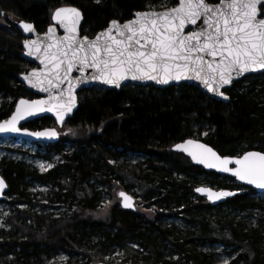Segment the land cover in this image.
I'll return each mask as SVG.
<instances>
[{
    "label": "trees",
    "instance_id": "trees-1",
    "mask_svg": "<svg viewBox=\"0 0 264 264\" xmlns=\"http://www.w3.org/2000/svg\"><path fill=\"white\" fill-rule=\"evenodd\" d=\"M163 2L0 0V16L5 19L0 25V121L10 116L18 99L35 97L17 79L33 67L21 57L19 21L32 23L43 33L55 9L72 6L83 17L80 34L91 38L112 20L122 23L135 12L147 11L148 4L163 10ZM226 94L227 102L213 100L188 85L79 92L78 108L61 128L59 142L45 145L47 152L61 155V164L40 173L0 160V175L8 184L6 194L12 197L13 208L0 228V264H55L50 259L59 254L68 257L60 264L109 263L106 257L115 248L126 256L120 264H214L215 254L204 249L213 243L239 249L229 264H264V201L254 198V190L206 172L171 151L175 143L194 138L221 156L264 152V73L237 80ZM50 126L49 117L26 125L33 130ZM65 143L73 148L63 153ZM127 151L143 160L135 165L122 162ZM112 176L132 179L134 187L164 211L145 218L118 206L99 208L94 182L107 183ZM32 182L49 187V192L33 193ZM202 184L243 191L212 207L194 194ZM65 202L67 212L48 211ZM254 211L259 217L253 225L231 216ZM160 214H181L185 227L161 223Z\"/></svg>",
    "mask_w": 264,
    "mask_h": 264
},
{
    "label": "snow or ice",
    "instance_id": "snow-or-ice-1",
    "mask_svg": "<svg viewBox=\"0 0 264 264\" xmlns=\"http://www.w3.org/2000/svg\"><path fill=\"white\" fill-rule=\"evenodd\" d=\"M161 7L163 11H156V5L148 4L147 11L135 12L127 22L112 20L107 29L91 40L79 35L82 14L77 8L56 9L52 19L64 29L65 35L55 38V29L50 27L51 43L24 42L27 54L35 52L44 68L34 69L23 78L31 87L48 92V98L21 99L11 117L0 123V133L20 132L17 127L20 121L41 112H54L56 119L63 123L65 115L76 106L74 89L85 79L115 88H120L125 81L168 85L194 80L209 93L227 100L221 88L246 73L264 72V0H218V3L177 0L174 6L165 0ZM189 26L192 27L186 32ZM20 27L26 33L34 31L30 23L21 22ZM73 72H78L80 78L74 81ZM65 82L67 89L62 87ZM25 134L49 138L57 135L55 130ZM175 149L187 153L196 164L230 173L237 180L264 190L262 152L221 157L196 140L177 144ZM4 187L0 179V193ZM196 191L209 199L234 195L205 187ZM118 195L124 208L134 207L133 197L123 191Z\"/></svg>",
    "mask_w": 264,
    "mask_h": 264
},
{
    "label": "rangeland",
    "instance_id": "rangeland-1",
    "mask_svg": "<svg viewBox=\"0 0 264 264\" xmlns=\"http://www.w3.org/2000/svg\"><path fill=\"white\" fill-rule=\"evenodd\" d=\"M4 23H5V19H3L2 16H0V25H3ZM61 128H58L60 136H62V133L60 132ZM61 147L64 153L65 151L72 150L73 145H71L70 143H65ZM2 159L21 163L26 167H28L29 169L35 170L40 173H45L50 169H52L57 164H61L64 161V159L61 157L60 154L55 153V155H53L47 152L45 148V144L33 143L31 141L17 139V138H0V160ZM120 160L124 163H129V164L131 163L135 165L140 161H142L143 159L141 155L127 151L126 154L123 156V158H121ZM41 166H43L45 170H42ZM122 177L113 179L112 176L111 181L107 183L99 184L97 183V181L94 182V189H96L100 193L99 199L97 201V205L99 208H101L104 211L114 206H118L120 208V200L117 197V193L119 191L124 190L135 199L134 202L135 212L138 213L139 215H142V217L146 218V217H150L151 215H156V214L158 215V212L162 213L164 211L163 210L164 208L162 209L158 208V204L156 205L152 204L154 199H148L149 197L148 196L146 197L142 190H139L136 187H134L135 185L132 179H130V181H127V180H123ZM201 186L210 187L204 184H202ZM210 188L214 190H222L215 187H210ZM30 190L33 193H43V195L45 196L49 192V187L39 184L37 182H32L30 184ZM234 190L239 191L237 189ZM254 198L259 201L260 200L264 201V195L258 193L257 195H255ZM11 200L12 197L5 194V199L0 201V228H3L5 226L6 216L13 209L10 206ZM203 200L205 199L203 198ZM67 204H68L67 202L55 204V209H50L48 211L50 212L55 211V213L60 211L67 212L68 209ZM258 215L259 214L257 211L248 214L231 213V216H235L236 219L243 218V220L248 221V223H250L251 225L256 223V220L259 217ZM160 217H161L160 219L161 223L165 225H175L176 227L179 228L185 227V221L183 220V218H181L182 217L181 214L172 217H164L163 215H161ZM204 249L206 251H210L215 254L214 264H224L225 261H229L230 259L234 258L237 255V251L239 250L238 248L234 249L232 247L223 246L220 243L207 244L204 247ZM113 251H114L113 253L111 251L108 257H106V260L110 261L109 262L110 264H120L119 262L126 257L125 253L123 252V250L118 248H115ZM61 257H64L66 259L62 260ZM67 258L68 257L65 254H59L55 258L50 259V261L55 264H60L62 262H65ZM124 264H131V263L127 261Z\"/></svg>",
    "mask_w": 264,
    "mask_h": 264
},
{
    "label": "water",
    "instance_id": "water-1",
    "mask_svg": "<svg viewBox=\"0 0 264 264\" xmlns=\"http://www.w3.org/2000/svg\"><path fill=\"white\" fill-rule=\"evenodd\" d=\"M175 1L177 2V0H175ZM61 7H72V6H61ZM61 7H59V8H61ZM163 10H157V11H163ZM54 11H53V13H54ZM53 13L51 15V23L47 26L46 30L43 33H39L38 31H36V29L34 28V25L32 23H30V22L19 21L17 23V25H16L17 29L19 30V32L21 33V35L23 37V40H22V43H21L22 44L21 57L25 61H27L28 63H30L31 65H33V67L31 69H29L27 72H24V73L19 74L18 77H17V79L24 86V88L27 91L32 92L35 97L33 99H27V98H20V99H18L17 102L15 103L13 112L10 114V116L7 119H9L11 117V115L15 112L16 107H17V105H18V103H19V101L21 99L32 101V100H46L48 98V95H49L48 92H41V91H39L38 88L31 87L29 85V83L27 81H25L24 78H23L25 75H28L29 73H31L34 69L35 70H42L44 68V66L42 64H40V61L38 59H36V53L35 52L32 55H28L27 54L28 53V49L25 48L24 42H25V40H29V41L36 40L38 42H43L45 44L51 43L52 41L49 39V36L51 34L48 31L50 27L55 29V38L63 37L65 35L64 29L59 24H56L55 21H53V19H52ZM133 16H134V14H133ZM131 19H133V17ZM131 19H129V20H131ZM129 20H127V21H129ZM82 21H83V17H82V19L80 21V24L78 26V32H79V35L81 37H83L80 34V27H81ZM127 21H124V22H127ZM21 22H25V23L32 24L33 25V28H34V31L33 32H27L26 33L20 27ZM124 22H122V23H124ZM109 25H110V23L108 24L107 28L109 27ZM191 27L192 26H189L188 28L185 29V31L187 32ZM100 32H102V31H100ZM100 32H98V33H100ZM95 36H93L91 38L88 37V38L91 40V39H94ZM90 72H91V70H89V73ZM262 73H264V72L246 73L243 76H240L239 78L233 79V81L231 82V84L225 85L223 88H221V91L224 93V95H226L228 97V95L226 94V91L231 87V85L234 82H236L237 80H240L241 78H243L245 76L257 75V74H262ZM72 78H73L74 81L76 79H79L80 78L79 73L78 72H73L72 73ZM134 85H138V86H142V87H145V86H153L154 88H167V87H170V86L188 85V86H193V87L198 88L204 94H206L210 99L218 100V101H222V102H227L229 100V97H228L227 100H225L221 96H216L213 93H209L206 90L205 87H203L199 82L194 81V80H192V81L171 82L168 85H158V84H156L153 81H125V82L122 83V86L120 88H115V87L110 86V85H104V84L100 83L99 81H89V80L85 79L84 82H81V83L77 84V86L75 87L74 92H73V95H75V97H76V106L72 109V111L70 113H67L65 115V118H64L63 123L59 122L56 119V115H55L54 112H41V113L36 114L35 116H31V117L26 118L25 120L20 121L19 124L17 125V127L21 129L20 132L0 133V138H17V139H23V140L31 141L33 143H41V144H45V145L58 143L59 142V139H60V133L58 131V128H61L62 126H64L66 124L67 120L70 119L72 117V115L75 113V111L77 110V108H78V93L79 92L84 91V90H88V89H92V88H102V89H105V90L118 91L121 88L129 87V86H134ZM62 87L65 88V89H67V87H68L67 82H65ZM45 117H49V118L52 119L53 126L46 127V128H42V129H34V130L33 129H29V128L26 127L27 124H29L31 122H34L36 120L45 118ZM7 119H5V120H7ZM5 120H1L0 123H2ZM48 130H55V132L57 133V135L54 136V137L49 138L47 136L37 137V136H34V135L30 136V135L25 134L26 132H33L34 133V132H44V131H48ZM187 140H196V141H198L200 143H203V144L211 147L210 145L204 143L203 141H201L199 139L187 138V139H184V140H182L180 142L175 143L171 147V151L176 152V153H181L194 166L200 167V168H202L206 172H212V173H215L217 175L229 177V178L233 179L236 183H238V184H240V185H242L244 187L250 188V189L254 190L256 193H258V194L264 195V190L256 189L253 185H248V184H246V183H244L242 181H239L234 176H232L230 173L218 172L215 169H208V168H205L203 165L196 164L192 160V158L187 155V153L181 152V151H178V150L175 149V145L184 143ZM213 150L216 151L215 149H213ZM250 151L262 152V151H259V150H249V151H246V152H250ZM246 152H244V153H246ZM244 153H242L241 155H243ZM262 153H264V152H262ZM217 154L220 155L218 152H217ZM241 155H239V156H241ZM221 157L236 158L238 156H221ZM229 167H235V165H229ZM0 179H2L4 181V184H5V187L3 189V192L0 193V201H2V200L5 199V194L8 191V184H7L6 180L1 175H0ZM200 187L208 188V189L212 190L213 192H217V193H219V192H231V193H234V195L240 193V191L229 190V189L214 190V189H212L210 187H206V186H198V187H196L194 189V193L197 196H199L201 198H204L212 207H215L217 205H220V204L224 203L227 199L232 198L234 195H231V196H222L219 199H217L215 197H213L212 199H209L207 195L201 194V193H199V192L196 191V189L197 188H200ZM122 191L125 192L127 195H129L126 191H124V190H122ZM119 192H121V191H119ZM118 193H117V197L120 200V208L123 209V210L130 211V212H135V204H134L135 199L133 198V204H134V207L133 208H124L123 207L122 198L118 195ZM129 196H131V195H129ZM97 264H110V263L100 262V263H97Z\"/></svg>",
    "mask_w": 264,
    "mask_h": 264
}]
</instances>
